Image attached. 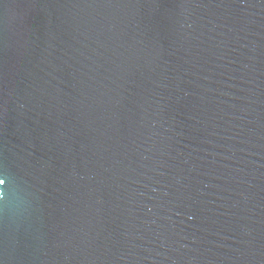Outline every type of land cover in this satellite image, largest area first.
<instances>
[{"label": "water", "instance_id": "95a60500", "mask_svg": "<svg viewBox=\"0 0 264 264\" xmlns=\"http://www.w3.org/2000/svg\"><path fill=\"white\" fill-rule=\"evenodd\" d=\"M0 264H264V0H0Z\"/></svg>", "mask_w": 264, "mask_h": 264}]
</instances>
